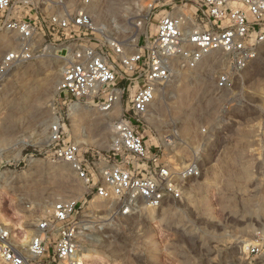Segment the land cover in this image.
<instances>
[{
  "label": "rangeland",
  "instance_id": "obj_1",
  "mask_svg": "<svg viewBox=\"0 0 264 264\" xmlns=\"http://www.w3.org/2000/svg\"><path fill=\"white\" fill-rule=\"evenodd\" d=\"M56 1L72 9L81 0ZM196 6L190 0H92L91 9L95 23L129 53L156 33L162 16L191 15ZM57 47L52 56L17 66L0 95V149L11 161L2 170L7 178L0 185V219L28 241L56 201L74 198L88 215L83 252L95 251L94 264H264V45L230 89L216 87L227 68L221 55L197 68L170 60L171 77L138 128L151 151L161 147L171 162L196 157L203 173L186 183L181 200L152 216L143 208L130 217L87 196L68 163L53 158L50 135L59 122L65 138L86 155L110 154L113 123L140 81L125 92L121 111L102 113L84 102L74 111L58 89L69 60L61 58L64 45Z\"/></svg>",
  "mask_w": 264,
  "mask_h": 264
},
{
  "label": "built area",
  "instance_id": "obj_2",
  "mask_svg": "<svg viewBox=\"0 0 264 264\" xmlns=\"http://www.w3.org/2000/svg\"><path fill=\"white\" fill-rule=\"evenodd\" d=\"M190 1L197 5L195 12L162 16L156 33L127 53L120 41L95 23L92 0H81L72 9L56 0H0V95L17 66L52 56L57 42L67 52L61 58L69 60L58 89L71 103L84 102L112 114L130 85L140 81L113 123L116 141L110 154L86 155L78 142L65 138L59 122L50 136L53 158L68 163L91 200L109 203L111 211L122 217L181 200L186 183L203 173L196 157L186 163L171 162L161 147L151 151L138 128L148 119L160 87L171 77L170 60L197 68L207 58L221 55L227 68L218 73L216 87L230 89L235 74L249 67L264 45V0ZM10 162L0 150V171L8 169ZM87 222L83 205L74 198L56 201L50 215L37 221L28 241L0 219V260L3 264H87L83 258Z\"/></svg>",
  "mask_w": 264,
  "mask_h": 264
},
{
  "label": "bare ground",
  "instance_id": "obj_3",
  "mask_svg": "<svg viewBox=\"0 0 264 264\" xmlns=\"http://www.w3.org/2000/svg\"><path fill=\"white\" fill-rule=\"evenodd\" d=\"M4 38V37H3ZM131 41H136V37L134 36L133 39ZM121 44H125V43H122ZM54 48H58L57 46H55ZM53 48V50H54ZM62 50H65V47H62ZM13 73V72H12ZM121 106L122 104L119 102L115 105L114 109H113V113L120 110L121 111ZM80 104L79 102H74V103H71V109H73L74 111L78 110L79 109ZM122 113V112H121ZM112 130V129H111ZM113 134L112 136L110 137V142H111V145H114L115 141H116V134H115V130H112ZM51 136V135H50ZM165 145L167 147L171 146L172 143H169L171 140L169 139H165ZM169 144V145H168ZM1 150V149H0ZM2 151V150H1ZM3 153V152H2ZM4 155V154H3ZM13 156H11L12 158H16V157H19L20 155L17 153V154H11ZM8 157V155H6ZM6 159V158H5ZM7 160V159H6ZM8 161V160H7ZM7 176H6V172H2L0 171V185L6 180ZM147 210H149V212L151 213V216L153 215V212L155 211L154 208H149V207H145ZM83 258L84 260L88 261L89 264H94L95 262L93 260L99 258L96 254H95V251L94 250H89V249H86L84 250L83 252ZM0 264H3L2 261L0 260Z\"/></svg>",
  "mask_w": 264,
  "mask_h": 264
}]
</instances>
